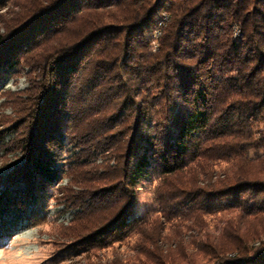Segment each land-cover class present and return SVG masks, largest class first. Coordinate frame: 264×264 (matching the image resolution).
<instances>
[{"label": "trees", "instance_id": "trees-1", "mask_svg": "<svg viewBox=\"0 0 264 264\" xmlns=\"http://www.w3.org/2000/svg\"><path fill=\"white\" fill-rule=\"evenodd\" d=\"M31 3L16 26L0 32V65L12 70L25 59L40 75L13 167L24 183L17 192L35 177L56 176L52 147L71 131L86 155L101 148L103 136L112 149L121 142L108 177L117 179L96 192L112 201L98 235L131 226L136 186L156 174L189 173L171 193L186 208L263 216L264 0ZM163 11L170 17L158 52L147 53ZM234 23L242 36L233 35ZM222 160L230 167L215 172ZM232 225L226 231L237 233ZM249 241L220 244L211 256L217 264H264V239Z\"/></svg>", "mask_w": 264, "mask_h": 264}, {"label": "rangeland", "instance_id": "rangeland-1", "mask_svg": "<svg viewBox=\"0 0 264 264\" xmlns=\"http://www.w3.org/2000/svg\"><path fill=\"white\" fill-rule=\"evenodd\" d=\"M31 1L0 0V32L16 26ZM161 16L149 34L147 53L158 52L159 37L170 14L163 11ZM232 33L242 36L238 23L233 24ZM38 81L39 73L25 59L12 70L0 65V264H217L211 255L220 244L245 238L257 245L264 239V214L243 218L234 209L206 212L184 207L171 193L184 186L189 178L185 172L140 180L130 211L135 221L129 227H118L116 236L106 231L98 235L111 216L112 201L104 191L96 192L117 179L108 177L115 175V154L121 145L117 140L115 148H110L104 144L109 141L104 136L101 148L86 155V145L75 138L71 142V131L63 134L64 140L59 148L52 147L49 159L56 176L35 177L28 191L17 192L24 183L16 182L13 167L22 154L20 137L28 131V121H24ZM112 110L110 106L106 113ZM218 163L215 172L231 165L224 160ZM120 204L116 202L114 207ZM231 224L240 227H236L237 233L226 231ZM231 255L230 250L226 256Z\"/></svg>", "mask_w": 264, "mask_h": 264}]
</instances>
